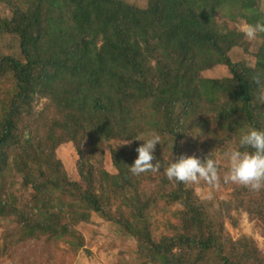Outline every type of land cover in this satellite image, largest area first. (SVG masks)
I'll return each instance as SVG.
<instances>
[{
    "label": "trees",
    "instance_id": "obj_1",
    "mask_svg": "<svg viewBox=\"0 0 264 264\" xmlns=\"http://www.w3.org/2000/svg\"><path fill=\"white\" fill-rule=\"evenodd\" d=\"M6 1L13 15H0V36L13 37L18 52L0 56V220L9 222L0 256L60 236L92 212L108 217L117 205L124 231L146 252L142 264H264L257 241L234 239L226 226L246 214L264 235V188L258 197L233 185L228 200H205L163 169L129 171L147 130L161 136L154 152L161 162L191 155L193 126L211 134L199 157L215 160L239 148L248 126L264 131L253 81L264 78V33L252 52L237 27L264 23L259 0H150L145 8L125 0ZM238 47L252 53V65L233 60ZM217 64L228 68L225 77L202 75ZM81 129L98 138L99 159L79 157V181L55 177L45 164L64 142L61 131ZM106 145L116 174L102 166ZM166 210L174 221L156 216Z\"/></svg>",
    "mask_w": 264,
    "mask_h": 264
},
{
    "label": "rangeland",
    "instance_id": "obj_2",
    "mask_svg": "<svg viewBox=\"0 0 264 264\" xmlns=\"http://www.w3.org/2000/svg\"><path fill=\"white\" fill-rule=\"evenodd\" d=\"M125 1L133 2L140 8L147 7L150 2V0ZM257 6L260 12L264 14V0H259ZM0 15L4 17L13 15L11 6H8L6 0H0ZM136 18L140 20V15H137ZM219 19L224 18L220 15ZM244 24L246 22H240L237 24V27L242 29ZM245 40L246 44L250 45L252 52L256 51L262 42L258 36L254 40H248L245 37ZM12 52H18V42L10 35L0 36V56L8 55ZM231 56L234 61L244 60L250 65L254 63L252 53H245L242 47L234 48ZM227 74L228 68L219 64L204 70L202 73L203 76L209 78H223ZM45 101L46 99L42 100L38 108L43 107ZM202 116L210 117L208 112H202ZM192 131L194 143L186 147L185 153L199 157L202 152V142L208 140L211 134L199 132L197 126H193ZM61 133L64 142L57 149L56 156L46 161L45 167L55 177L67 178L70 181H79L80 175L77 165L79 157L82 155L91 161V163L96 164L99 159L96 156L99 140L94 137L95 135L93 136L87 130L83 129L79 133H75L73 130L66 134L64 131H61ZM147 133H143L141 137ZM113 146L118 147L119 145L114 143ZM221 148L222 146L220 150ZM231 148H235V146L226 147V150L221 151L216 158L218 164L223 167L220 172L221 182L218 187H212L203 180L199 183H191L202 199L216 201L228 200L231 197L233 185H240L231 182L224 183L222 179L228 167L223 154ZM104 150L105 152L101 154L103 157L102 166L110 173L116 174L117 169L113 164L109 146L106 145ZM151 184H148L145 188L151 187ZM258 192V197H260L261 192ZM66 200L69 201L70 199L66 198ZM163 205L164 203H161V206ZM118 208L117 205L108 207L106 209L108 217L100 213L92 212L90 213L88 221L80 220L78 224L70 226L68 228L69 230L60 236L41 235L39 238H35L33 242L16 247L17 251L11 257L5 258L4 256H0V264H142L147 260L145 258L146 252L141 253L138 242L129 237L124 231L121 223L123 218L118 213ZM175 209L176 207L171 210ZM166 211V213L157 211L155 213L162 221L164 218L174 221L175 219L171 215V212ZM8 223V220L3 222L0 220V243H2L1 238L4 228ZM226 226L234 239L240 238L243 234L251 235L257 241L260 250L264 254V235L255 226V223L249 220L246 214L241 216L238 226H234L229 221H227ZM162 227L160 232L163 231ZM15 230L14 238H18L17 232H20L21 229L15 228ZM21 232L19 234L20 237L22 235Z\"/></svg>",
    "mask_w": 264,
    "mask_h": 264
},
{
    "label": "clouds",
    "instance_id": "obj_3",
    "mask_svg": "<svg viewBox=\"0 0 264 264\" xmlns=\"http://www.w3.org/2000/svg\"><path fill=\"white\" fill-rule=\"evenodd\" d=\"M242 32L248 40H254L257 33H264V23L244 24ZM253 81L259 85L261 100L264 101V78L254 76ZM143 143L135 151L137 158L129 166V171L136 176L147 172H163L169 181H179L185 184L199 183L201 180L212 187H218L221 175L218 162L211 158V153L203 159L196 155L181 154L175 160L161 162L154 155L157 144H161V136L156 131H149L143 137H137ZM131 141L120 145H128ZM251 149L252 151H249ZM228 167L223 174L224 183H237L251 191L264 188V131L248 126V131L240 137L239 148H231L224 152ZM209 198H211L209 196Z\"/></svg>",
    "mask_w": 264,
    "mask_h": 264
}]
</instances>
